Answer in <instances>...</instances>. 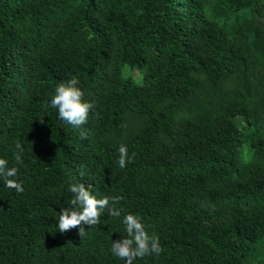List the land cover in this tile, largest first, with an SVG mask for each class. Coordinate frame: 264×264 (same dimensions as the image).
I'll return each instance as SVG.
<instances>
[{
  "label": "trees",
  "instance_id": "16d2710c",
  "mask_svg": "<svg viewBox=\"0 0 264 264\" xmlns=\"http://www.w3.org/2000/svg\"><path fill=\"white\" fill-rule=\"evenodd\" d=\"M73 77L79 128L50 105ZM0 158V264H124L126 213L162 248L134 264H264V0H0ZM73 183L121 216L60 233Z\"/></svg>",
  "mask_w": 264,
  "mask_h": 264
},
{
  "label": "clouds",
  "instance_id": "9594fccd",
  "mask_svg": "<svg viewBox=\"0 0 264 264\" xmlns=\"http://www.w3.org/2000/svg\"><path fill=\"white\" fill-rule=\"evenodd\" d=\"M78 85L79 80L76 77L58 84L50 100V105L57 109L60 120L76 128L87 122L89 110L93 107L92 103L83 99L84 93ZM81 136L84 137L86 134L81 133ZM15 148V161L20 164L24 150L19 142L16 143ZM133 157L134 154L130 156L125 145L119 147L118 165L120 168L126 167ZM17 174V167H9L8 161L0 158V178L3 179L5 186L22 193L24 191L23 183L16 179ZM84 174L83 171L80 172L81 176ZM90 189V185L86 186L83 183L69 185L68 190L72 193L71 207L61 208L59 212L57 227L60 233H66L75 228L78 229V235L83 236L87 228L99 224L101 215L106 209L112 217L121 216L122 210L116 205L124 197L97 198ZM122 223L126 235L120 239L112 240L111 253L124 261V264H134L137 258H143L153 253L158 255L162 251L159 237L155 233L149 234L140 215L126 213L123 215Z\"/></svg>",
  "mask_w": 264,
  "mask_h": 264
},
{
  "label": "rangeland",
  "instance_id": "374dc122",
  "mask_svg": "<svg viewBox=\"0 0 264 264\" xmlns=\"http://www.w3.org/2000/svg\"><path fill=\"white\" fill-rule=\"evenodd\" d=\"M134 76L136 77V74H134Z\"/></svg>",
  "mask_w": 264,
  "mask_h": 264
}]
</instances>
